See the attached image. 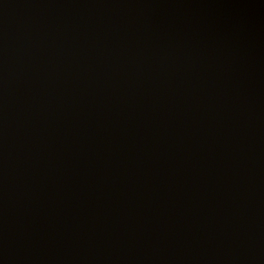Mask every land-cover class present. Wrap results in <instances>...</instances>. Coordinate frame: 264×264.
<instances>
[{
  "label": "water",
  "instance_id": "95a60500",
  "mask_svg": "<svg viewBox=\"0 0 264 264\" xmlns=\"http://www.w3.org/2000/svg\"><path fill=\"white\" fill-rule=\"evenodd\" d=\"M0 264H264V0H0Z\"/></svg>",
  "mask_w": 264,
  "mask_h": 264
}]
</instances>
